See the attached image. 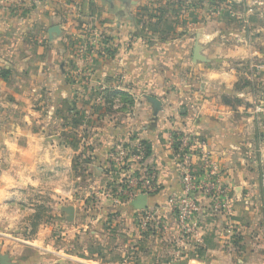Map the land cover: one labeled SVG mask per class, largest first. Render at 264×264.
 <instances>
[{
  "label": "crops",
  "instance_id": "obj_1",
  "mask_svg": "<svg viewBox=\"0 0 264 264\" xmlns=\"http://www.w3.org/2000/svg\"><path fill=\"white\" fill-rule=\"evenodd\" d=\"M146 1L0 0V112H14L26 127L29 122L41 125L44 110L54 118L66 109L71 116L81 112L83 123L77 126L85 129L88 150L101 159L102 165L92 166L98 178L104 174L109 144L122 138L143 140L149 148L147 164L158 169L159 188L135 201L120 200V214L160 209L165 227L152 236L160 243L146 254L150 261L162 255L161 243L180 234L176 219L163 209L168 195L180 188L168 135L175 128L202 135L221 169L220 198L227 201L229 213H216L212 199L198 196L204 208L194 238L183 242L182 263L264 264V116H252L247 105L185 103L191 96L172 90L166 63L173 57L186 61L190 41L182 37L148 44L130 36L138 28L136 11ZM90 29L115 37L117 46L101 40L94 52L79 53L78 42ZM82 92L85 101L79 97ZM110 94L113 102L102 99ZM123 94L133 99L131 109L123 108ZM40 135L36 131L38 139ZM58 137L53 134V140L60 141ZM253 142H258L255 147Z\"/></svg>",
  "mask_w": 264,
  "mask_h": 264
},
{
  "label": "rangeland",
  "instance_id": "obj_2",
  "mask_svg": "<svg viewBox=\"0 0 264 264\" xmlns=\"http://www.w3.org/2000/svg\"><path fill=\"white\" fill-rule=\"evenodd\" d=\"M135 18L138 28L130 36L148 44L190 41L186 61L166 63L172 90L191 96L185 103L247 105L252 116H264V0H147ZM95 33L90 29L78 43H98ZM85 95L79 97L85 101ZM120 101L131 109V96ZM52 114L44 110L41 125L26 127L14 112H0V264H183L180 234L161 243L162 255L147 259L155 233L142 230L140 212L120 214V174H109L105 161L101 171L108 181L94 176L92 166L102 164L86 146L84 127L77 126L82 113ZM55 133L60 141L53 140Z\"/></svg>",
  "mask_w": 264,
  "mask_h": 264
},
{
  "label": "built area",
  "instance_id": "obj_3",
  "mask_svg": "<svg viewBox=\"0 0 264 264\" xmlns=\"http://www.w3.org/2000/svg\"><path fill=\"white\" fill-rule=\"evenodd\" d=\"M95 35L98 41L102 40L103 45L112 43L117 46L116 40H99V34ZM91 44H95L92 39L89 44H78L77 51L81 54L90 52ZM167 144L178 170L180 188L168 195L163 209L176 219L179 239L183 244L187 239L194 238L197 217L204 208L198 198L200 194L214 201L212 207L216 213L224 215L229 213V208L227 201L220 198L224 193L221 169L208 141L190 129L175 128L169 133ZM105 154V161L110 165L106 168L108 173L120 174V188L116 193L120 195V200L131 201L140 194L158 190V169L147 164L149 148L143 140L136 137L118 139ZM159 211L158 208H145L140 212L142 230L154 233L164 230V221Z\"/></svg>",
  "mask_w": 264,
  "mask_h": 264
},
{
  "label": "water",
  "instance_id": "obj_4",
  "mask_svg": "<svg viewBox=\"0 0 264 264\" xmlns=\"http://www.w3.org/2000/svg\"><path fill=\"white\" fill-rule=\"evenodd\" d=\"M134 201H135V200H134ZM134 201H133V202H134Z\"/></svg>",
  "mask_w": 264,
  "mask_h": 264
},
{
  "label": "trees",
  "instance_id": "obj_5",
  "mask_svg": "<svg viewBox=\"0 0 264 264\" xmlns=\"http://www.w3.org/2000/svg\"><path fill=\"white\" fill-rule=\"evenodd\" d=\"M107 38V37H106Z\"/></svg>",
  "mask_w": 264,
  "mask_h": 264
}]
</instances>
